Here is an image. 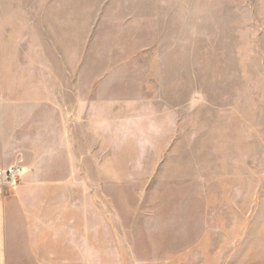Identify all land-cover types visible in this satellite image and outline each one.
Wrapping results in <instances>:
<instances>
[{"label":"rangeland","instance_id":"374dc122","mask_svg":"<svg viewBox=\"0 0 264 264\" xmlns=\"http://www.w3.org/2000/svg\"><path fill=\"white\" fill-rule=\"evenodd\" d=\"M0 157L6 263L264 264V0H0Z\"/></svg>","mask_w":264,"mask_h":264},{"label":"crops","instance_id":"0c3cea01","mask_svg":"<svg viewBox=\"0 0 264 264\" xmlns=\"http://www.w3.org/2000/svg\"><path fill=\"white\" fill-rule=\"evenodd\" d=\"M0 164L3 166L7 165L3 160V158L1 157H0ZM26 203L27 202H25V200L21 197H15V196L11 198L0 197V245L2 244V240L4 242V248L1 249L0 247V264H9L6 262H8L10 259L9 253L11 252L10 248L12 246V238L15 235V231L19 229L18 222L16 220L17 216L21 215L23 219L22 221L25 222L23 224L24 225L23 230L24 229L26 230L25 227L28 224L29 235L31 237L38 236L37 210L35 211L33 210L34 212L31 211L29 213H27L25 210H22L21 205ZM15 206H20V207L16 209ZM27 216H29L28 223L26 222ZM3 254H5V259L3 258ZM34 263H36V261H34Z\"/></svg>","mask_w":264,"mask_h":264},{"label":"built area","instance_id":"2783aa9c","mask_svg":"<svg viewBox=\"0 0 264 264\" xmlns=\"http://www.w3.org/2000/svg\"><path fill=\"white\" fill-rule=\"evenodd\" d=\"M25 168L23 166H11L9 169H0V178L2 180V184L6 185L8 183L9 186H16L19 182V179L23 176L25 173ZM5 176L8 180V182H5Z\"/></svg>","mask_w":264,"mask_h":264}]
</instances>
